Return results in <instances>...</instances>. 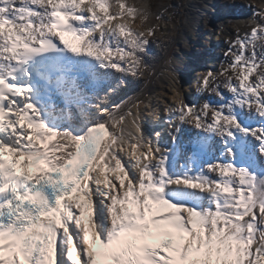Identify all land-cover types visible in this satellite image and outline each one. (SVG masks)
<instances>
[{
	"label": "snow or ice",
	"instance_id": "obj_1",
	"mask_svg": "<svg viewBox=\"0 0 264 264\" xmlns=\"http://www.w3.org/2000/svg\"><path fill=\"white\" fill-rule=\"evenodd\" d=\"M246 7L196 82L217 99L168 103L149 133L110 99L149 69L146 11L0 0V264H264V9Z\"/></svg>",
	"mask_w": 264,
	"mask_h": 264
},
{
	"label": "bare ground",
	"instance_id": "obj_2",
	"mask_svg": "<svg viewBox=\"0 0 264 264\" xmlns=\"http://www.w3.org/2000/svg\"><path fill=\"white\" fill-rule=\"evenodd\" d=\"M199 2L203 3V10L209 11V4H212L216 9V14L209 21V27L207 32L203 26H199L197 30L185 29L180 37V47L178 52L171 59L167 57V52L163 46H158L153 51L155 57L151 59L149 69L144 71L139 78H133L130 80L127 78V86L122 87V91L117 95L116 93L110 97L113 103H119L121 101H127V106L123 109L125 112L130 107L133 113L139 112L142 116L146 111H152V107H155L156 111H160L162 116L161 121L164 118L163 109L171 101V94L182 88L183 81H188L192 87H196L193 77L194 74L201 70V78L204 73L211 69L214 72H219L223 67L227 66V58L224 53L228 50L229 44L227 41L234 40L236 38V30L240 29V33H244V29L252 26V8L246 7V5H252L256 9H264V0H187V5L190 7H199ZM236 11L239 12L236 18V25L232 27L231 31H228L229 19ZM211 12V10H210ZM150 17L149 27H152L153 23ZM227 26V27H226ZM187 28V27H186ZM189 31V33H188ZM211 33L220 35V39L217 41L215 38H210ZM206 34V35H205ZM227 36V37H226ZM70 43H75L73 39L68 36L65 37ZM204 40V41H203ZM191 43L195 44L194 49ZM205 44H211V46H205ZM205 53H202V52ZM207 54V55H205ZM205 63V61H207ZM177 63L182 64V72L177 69ZM212 64H214L213 67ZM185 71V73H183ZM191 80H189V78ZM194 78V79H193ZM223 80V78H220ZM116 82L114 78L113 83ZM223 88V86L221 85ZM185 101L189 103H196L199 107L205 99H217L214 94H205V98H196V94L189 96L188 92H184ZM163 99L164 102H161ZM176 102V101H175ZM139 103V110L134 106ZM146 114V113H145ZM146 117V123L143 125L146 132L156 131V128L151 127L153 121L149 122V118ZM144 117L142 116V121ZM149 122V123H148ZM160 122V121H159ZM149 125V127H148ZM165 132L167 131L165 127ZM170 146V145H169Z\"/></svg>",
	"mask_w": 264,
	"mask_h": 264
},
{
	"label": "rangeland",
	"instance_id": "obj_3",
	"mask_svg": "<svg viewBox=\"0 0 264 264\" xmlns=\"http://www.w3.org/2000/svg\"><path fill=\"white\" fill-rule=\"evenodd\" d=\"M126 3L133 4L137 8L143 9L148 13L149 19L151 17L152 19V25L157 26V30L155 32V35L153 37H150V47L149 52L150 56L147 58V63L150 66V60L155 57V54L153 53L154 50L158 48V46H163L165 48V51L167 52V57L170 59L174 57V55L177 54L178 48L180 47V37L185 29L189 30H197L199 26H203L205 28V32H207V28L209 27V21L211 18H213L214 14H216V9L212 4H209V11H204L203 3L199 2V7H190L187 5V0H126ZM211 10V12H210ZM232 17L229 19V26L227 28L228 31L232 30V27L236 25V16L239 15V12L236 11L234 14H231ZM157 17H160L157 19ZM149 19L147 22V26L149 27ZM140 24V19L137 18L135 20V23H132V27H137ZM238 26V25H236ZM187 27V28H186ZM227 27V26H226ZM250 31V27L244 29V33ZM189 33V31H188ZM243 34V33H242ZM206 35V34H205ZM210 38H215L217 41L220 39V35H215L214 33H211ZM227 37V36H226ZM235 39V38H234ZM204 41V40H203ZM192 48L194 49L195 44L191 43ZM205 46H211V44H205ZM202 53H205L204 51ZM207 55V54H205ZM205 61V63H207ZM214 64H212L211 67H213ZM182 64L177 63V69L179 72H182ZM198 71L193 74V77L195 76L199 77L198 80L201 78V70L197 69ZM185 73V71H183ZM189 80L190 77H188ZM193 78V79H194ZM130 80L133 78L129 77ZM189 82L184 80L182 84V88L178 91H175L173 94H171V101L175 102L178 99L184 98V92H188V97L193 96L195 93V88L192 87ZM193 83H196V80H194ZM122 91V88L118 89L116 91V94L119 95V93ZM196 94V93H195ZM227 95V93H225ZM197 98V96H196ZM198 98H205L204 96L198 97ZM197 98V99H198ZM211 100L215 101L216 99L211 98ZM189 101V99H188ZM186 101V102H188ZM161 102H164L163 99ZM152 111L145 112L147 114V118H149V122L153 121L152 125L159 124L161 122L162 116L158 113L160 111H156L155 107H152ZM145 113H143V125L146 123V117ZM160 121V122H159ZM148 122V123H149ZM149 127V125H148ZM160 130L159 128L155 129Z\"/></svg>",
	"mask_w": 264,
	"mask_h": 264
}]
</instances>
